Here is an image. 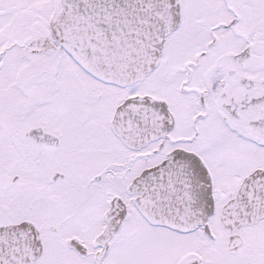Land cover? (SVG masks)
Here are the masks:
<instances>
[{"label":"snow or ice","instance_id":"obj_1","mask_svg":"<svg viewBox=\"0 0 264 264\" xmlns=\"http://www.w3.org/2000/svg\"><path fill=\"white\" fill-rule=\"evenodd\" d=\"M0 264H264V0H0Z\"/></svg>","mask_w":264,"mask_h":264}]
</instances>
